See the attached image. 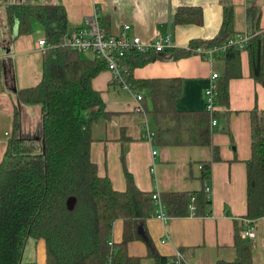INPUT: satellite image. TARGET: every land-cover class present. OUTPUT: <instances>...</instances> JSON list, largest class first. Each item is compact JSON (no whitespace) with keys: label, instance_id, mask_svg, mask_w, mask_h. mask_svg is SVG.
<instances>
[{"label":"trees","instance_id":"16d2710c","mask_svg":"<svg viewBox=\"0 0 264 264\" xmlns=\"http://www.w3.org/2000/svg\"><path fill=\"white\" fill-rule=\"evenodd\" d=\"M224 19L217 37L198 40L190 47L220 48L236 38L235 11L231 0H222ZM43 26L51 48L44 55L41 81L21 89L18 100L25 106L41 110L39 140L21 138L20 112L16 108L13 131L0 163V264H37L25 261L24 252L30 239L45 242L46 264H142V258L128 252L130 242L142 239L140 228L151 216L153 193L140 190L130 172L127 188L116 190L108 177L98 174L91 159L94 141L92 125L106 115L101 92L93 79L108 65L102 58H85L82 53L60 46L61 40L75 29L61 0H39L28 5H8L0 14V37L3 42L33 31V21ZM203 9L180 6L173 18L175 25L203 24ZM264 10L257 4L246 9V47L228 46L223 52L225 72L217 79L218 109L210 112L179 111L176 100L181 94L180 77L135 78L133 68L161 57L150 52L128 54L123 64L126 84L143 94L147 111L148 96L156 122V144L198 145L213 148V161L220 159L213 145V118L226 115L221 108L230 106L229 82L242 76L241 54L249 55L250 75L264 83ZM101 26L107 31V28ZM7 29V31H6ZM6 31V32H5ZM108 32V31H107ZM174 59L193 51L174 49ZM251 158L247 160V213L243 218L254 222L264 219V110L251 113ZM212 160L203 163L202 179L211 177ZM76 198L73 210L67 201ZM169 217L210 215L212 200L205 187L199 191H177L161 194ZM194 203L195 209L190 206ZM124 222L123 238L113 240V224ZM242 222L236 228L234 246L237 256L217 264H253L256 239L240 235ZM152 252V251H151ZM158 264L169 258L150 254Z\"/></svg>","mask_w":264,"mask_h":264},{"label":"crops","instance_id":"0c3cea01","mask_svg":"<svg viewBox=\"0 0 264 264\" xmlns=\"http://www.w3.org/2000/svg\"><path fill=\"white\" fill-rule=\"evenodd\" d=\"M31 1L0 0V14L8 5H28ZM61 2L70 24L75 28L87 26L88 19L98 15L109 33L116 34L128 24L130 36H139L145 42L154 40L157 35L170 36L178 49L189 48L192 42L198 40L214 39L224 19L222 0ZM232 4L236 37L247 35L246 9L251 4H257L264 10V0H232ZM180 6L201 7L203 24L175 25L174 14ZM34 21L30 34L6 43L0 37V163L13 131L16 108L20 112L21 138L40 137L38 115H34L31 106L22 105L18 100L21 89L36 86L42 78L45 53L40 51L38 42L47 38L40 22ZM201 48L204 52H193L180 59L161 53L160 58L133 68V75L146 79L180 77L182 90L176 100V108L179 111H203L206 109L205 92L211 84V77L215 73L223 75L226 65L223 50L218 47ZM45 49L47 51L49 45ZM241 69L242 76L229 82V108L220 109L226 115L218 118L216 126L212 125L213 145L218 148L220 156L217 161H213V148L210 146L156 144L155 141L151 145L144 135L146 124L155 132L157 129L152 100L151 104L147 101L146 113H140L136 110L131 91L116 80L110 70L102 71L93 79V87L101 92L106 105V115L92 125L94 141L91 159L101 177H108L116 190L123 191L127 188L126 172H130L140 190L160 196L165 192L210 188V215L196 216L191 212L185 217L171 218L164 204L169 218L163 221L153 216L158 210L154 203L151 216L144 224L143 238L128 245L129 254L141 257L142 264H158L156 258L150 255L152 252L169 258L164 264H177L178 253L182 257L181 264H217L220 260L232 261L236 258L235 231L247 213L246 162L252 155L251 113L255 109L264 110V83L251 77L247 51L241 54ZM153 150L157 151L155 156ZM211 160V177L203 180V163ZM256 227L253 264H264V219L257 221ZM123 231L124 222L115 221V242H121ZM25 259L46 264L44 240L26 246Z\"/></svg>","mask_w":264,"mask_h":264},{"label":"built area","instance_id":"2783aa9c","mask_svg":"<svg viewBox=\"0 0 264 264\" xmlns=\"http://www.w3.org/2000/svg\"><path fill=\"white\" fill-rule=\"evenodd\" d=\"M130 25L126 24L123 28L116 34L107 32L100 24V18L98 15L88 19V25L84 27H77L71 30L66 36L61 40L60 46L71 48L84 53H89L92 59L102 58L106 61L108 65V70L113 73V76L121 84H123L127 89L131 91L136 103V110L140 113H146V109L142 102L143 94L134 92L131 87L126 84L124 75L130 71V68L123 64L125 57L130 53H139L141 55L148 54L150 52H171L177 47L175 46L172 38L170 36L157 35L156 38L150 42L143 41L139 36H130L128 30ZM249 39L248 35L238 36L235 39L230 40L227 44L220 47L221 50L226 51L228 46L238 45L239 47H246V43ZM51 45L46 39L38 42L40 51L46 53L45 46ZM196 53H202L204 50L201 47L186 48ZM219 74L215 73L211 77V84L206 89V109L211 113L218 109L217 107V79ZM218 124V119L213 118L212 125L216 126ZM146 133L144 135L145 139L151 143L154 142L155 131L152 130L148 124L145 125ZM156 150H153L152 154L155 156ZM207 192H210V188H206ZM154 203L157 206V212L153 216L167 221L168 216L165 212L164 203L161 196L158 193L153 194ZM190 209L194 211L195 205L191 204ZM243 227L240 229V235L244 239L254 240L257 238V227L256 222L248 219H241ZM177 264H181L182 257L178 253Z\"/></svg>","mask_w":264,"mask_h":264},{"label":"rangeland","instance_id":"374dc122","mask_svg":"<svg viewBox=\"0 0 264 264\" xmlns=\"http://www.w3.org/2000/svg\"><path fill=\"white\" fill-rule=\"evenodd\" d=\"M232 1V0H231ZM33 2H39V0H32L31 1V3H33ZM37 21H34V23H36ZM241 26V25H240ZM82 55H83V57H85V58H90V54L89 53H82ZM148 101H149V103L151 104V99H150V97L148 96ZM31 109H32V111L34 112V115L35 114H37L38 115V120L40 119V122H41V110H40V108L38 107V106H32L31 107ZM41 139V138H40ZM42 239H38V240H34V239H30L29 240V242L30 243H28V247L33 243V244H36V242L37 241H41ZM25 261H26V259H25Z\"/></svg>","mask_w":264,"mask_h":264},{"label":"water","instance_id":"95a60500","mask_svg":"<svg viewBox=\"0 0 264 264\" xmlns=\"http://www.w3.org/2000/svg\"><path fill=\"white\" fill-rule=\"evenodd\" d=\"M163 54H164V53H162V55H163ZM34 139L39 140L40 137H37V138H34ZM75 204H76V198H75V197H70V198L68 199V201H67V205H68L69 210H73L74 207H75ZM140 233H141L142 235L144 234V231H143V228H142V227L140 228Z\"/></svg>","mask_w":264,"mask_h":264}]
</instances>
